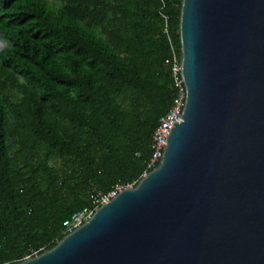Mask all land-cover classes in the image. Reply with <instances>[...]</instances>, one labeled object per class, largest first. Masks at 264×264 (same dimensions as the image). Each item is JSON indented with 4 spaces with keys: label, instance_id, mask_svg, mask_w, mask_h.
<instances>
[{
    "label": "trees",
    "instance_id": "16d2710c",
    "mask_svg": "<svg viewBox=\"0 0 264 264\" xmlns=\"http://www.w3.org/2000/svg\"><path fill=\"white\" fill-rule=\"evenodd\" d=\"M0 0V264L137 184L177 95L183 0ZM169 33L164 32V16Z\"/></svg>",
    "mask_w": 264,
    "mask_h": 264
},
{
    "label": "water",
    "instance_id": "95a60500",
    "mask_svg": "<svg viewBox=\"0 0 264 264\" xmlns=\"http://www.w3.org/2000/svg\"><path fill=\"white\" fill-rule=\"evenodd\" d=\"M180 39L159 165L13 264H264V0H183Z\"/></svg>",
    "mask_w": 264,
    "mask_h": 264
},
{
    "label": "built area",
    "instance_id": "2783aa9c",
    "mask_svg": "<svg viewBox=\"0 0 264 264\" xmlns=\"http://www.w3.org/2000/svg\"><path fill=\"white\" fill-rule=\"evenodd\" d=\"M163 16L165 18V29L167 30V33H169V29H168L169 17L165 14ZM181 59L182 56L180 57L177 54L176 50L174 49V46H172V58L169 61V66L172 71V77L174 79V86L176 87L177 95L174 98L172 107L165 115H163L160 118V124L153 133V143H152L153 156L151 157L150 162H148L147 164L149 168L152 167L159 159L162 158L169 133L176 120H178L179 122L183 121V117H181V115L184 112V108L186 104L187 89L181 72L182 71ZM132 185L134 184H130L126 186H117L109 194L94 199L93 202H94V206L96 205L95 207L93 208L87 207L84 208L83 210L77 211L69 219L64 221L63 233L66 235L71 231H73L74 229H76L77 227H79L80 225H82L94 214L95 210L101 204L108 202L113 196H115L123 188Z\"/></svg>",
    "mask_w": 264,
    "mask_h": 264
},
{
    "label": "rangeland",
    "instance_id": "374dc122",
    "mask_svg": "<svg viewBox=\"0 0 264 264\" xmlns=\"http://www.w3.org/2000/svg\"><path fill=\"white\" fill-rule=\"evenodd\" d=\"M49 2H51L52 4H54V5H56V6H60V2H58V1H56V0H48ZM164 20H165V18H164ZM164 32H166L167 33V30L165 29V24H164ZM167 66L169 67V64L167 63ZM101 197L102 196H104V195H100ZM100 196H97V197H95L94 199H96V198H99ZM94 201V200H93ZM96 206V205H95ZM94 206V202H93V207H95ZM93 207H91V208H93Z\"/></svg>",
    "mask_w": 264,
    "mask_h": 264
}]
</instances>
